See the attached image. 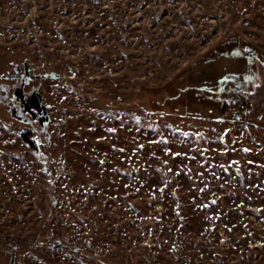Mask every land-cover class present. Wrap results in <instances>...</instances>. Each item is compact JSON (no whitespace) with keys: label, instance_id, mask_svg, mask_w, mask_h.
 <instances>
[{"label":"rangeland","instance_id":"obj_1","mask_svg":"<svg viewBox=\"0 0 264 264\" xmlns=\"http://www.w3.org/2000/svg\"><path fill=\"white\" fill-rule=\"evenodd\" d=\"M244 40L264 52V0H0V83L28 61L50 115L0 103V264H264V117L136 101L183 100L191 65ZM222 63L213 88L256 79ZM248 93L264 114V69Z\"/></svg>","mask_w":264,"mask_h":264},{"label":"trees","instance_id":"obj_2","mask_svg":"<svg viewBox=\"0 0 264 264\" xmlns=\"http://www.w3.org/2000/svg\"><path fill=\"white\" fill-rule=\"evenodd\" d=\"M234 53H240L234 55ZM237 58H247V62L251 64V67L247 71H254L256 79L254 81H234L231 77L223 79L213 88L209 78V72L213 68H225L222 60ZM202 62V61H201ZM198 65H206L208 72H195L192 78L197 77L198 83H191V74L189 71L186 73L187 83L181 88L185 92L183 100H177L170 97L164 99L162 95L155 91L142 90L139 93L142 94L141 98H137V104L142 106L150 113L158 115H173L179 116L182 113L192 112L194 108H200L203 113L206 114H218L221 117L227 116L232 110H236L238 107L247 108L250 106L256 113H259L260 117H264V114L254 107L251 101V97L248 91L254 89L258 83L262 81L263 69H264V52L258 46L251 44L249 41L234 43V46H226L219 49L208 59L202 63L191 65L195 67ZM248 67V66H247ZM247 69V68H246ZM191 73V71H190ZM207 75H204L206 74ZM203 74L205 77H200ZM175 102H174V101ZM32 130H27L23 137L28 141H33ZM39 137L41 136L38 133ZM42 137V136H41Z\"/></svg>","mask_w":264,"mask_h":264},{"label":"water","instance_id":"obj_3","mask_svg":"<svg viewBox=\"0 0 264 264\" xmlns=\"http://www.w3.org/2000/svg\"><path fill=\"white\" fill-rule=\"evenodd\" d=\"M10 66L13 67L17 73L21 72L22 68L24 67L25 74L22 77L21 84L16 87L14 96L22 100L23 111L25 113L28 111L37 112V114L41 118L43 129L47 130L46 125L50 121V115L48 112V105L44 103L43 96L40 93V88L35 87L30 93L24 92V86L29 79L28 76L31 71L28 61H25L23 65L12 62ZM50 75L53 76L54 78H60L62 76L60 73H57V72H52ZM5 91H6V85L3 83H0V103L3 101H6V96L3 93ZM24 96H26V98H24ZM17 110L18 108L12 105L9 108V113L13 118L22 120L21 116L16 113ZM60 246H61V242L58 241V243L55 245V248H58ZM104 264H121V263L111 261V262H107Z\"/></svg>","mask_w":264,"mask_h":264},{"label":"flooded vegetation","instance_id":"obj_4","mask_svg":"<svg viewBox=\"0 0 264 264\" xmlns=\"http://www.w3.org/2000/svg\"><path fill=\"white\" fill-rule=\"evenodd\" d=\"M29 82H30V80L28 79V81L26 82V84L24 86V92L30 93L29 91L26 90V86H28ZM20 84H21V82H18L15 86L5 84L6 85V91L3 93L6 96V101L1 102V104L3 106H6L8 110H9L10 106H12V105L15 106L16 108H18L16 113L21 116L23 122H25L26 124H28L29 126H31L32 128H34L36 130H39L41 132H46L45 129H43V127H42L43 124H42L41 118L37 114V112L36 111H32V112L28 111L25 113L23 111L22 100L20 98H16L14 96L15 89ZM24 98H26V96H24Z\"/></svg>","mask_w":264,"mask_h":264},{"label":"snow or ice","instance_id":"obj_5","mask_svg":"<svg viewBox=\"0 0 264 264\" xmlns=\"http://www.w3.org/2000/svg\"><path fill=\"white\" fill-rule=\"evenodd\" d=\"M239 54H240V53H234V55H239ZM226 79H227V78H226ZM109 131H113V130L110 129ZM185 135H187V134L185 133ZM164 142L166 143V141H164ZM36 143H37V145H39L40 142H39V141H36ZM121 151H122V150H121ZM243 151L248 152L249 149L245 148V149H243ZM176 155H179V154H176ZM101 163H103V162H101ZM169 171H171V169H169ZM160 191L163 192L164 189L161 188ZM212 203H215V201H213ZM205 207H207V205H205Z\"/></svg>","mask_w":264,"mask_h":264},{"label":"built area","instance_id":"obj_6","mask_svg":"<svg viewBox=\"0 0 264 264\" xmlns=\"http://www.w3.org/2000/svg\"><path fill=\"white\" fill-rule=\"evenodd\" d=\"M37 138H39V135H36Z\"/></svg>","mask_w":264,"mask_h":264}]
</instances>
